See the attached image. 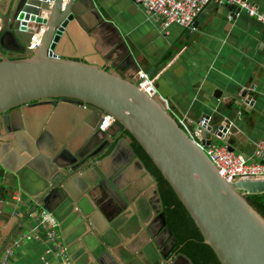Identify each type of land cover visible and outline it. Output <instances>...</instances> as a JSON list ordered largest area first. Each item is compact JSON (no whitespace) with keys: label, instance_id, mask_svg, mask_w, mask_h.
I'll list each match as a JSON object with an SVG mask.
<instances>
[{"label":"crops","instance_id":"obj_1","mask_svg":"<svg viewBox=\"0 0 264 264\" xmlns=\"http://www.w3.org/2000/svg\"><path fill=\"white\" fill-rule=\"evenodd\" d=\"M248 1L264 13V0ZM92 2L94 10L86 20L93 37L84 36L75 26L61 37L59 55L87 56L99 62L100 52L122 44L138 71L159 75L156 94L167 101L175 119L197 127L206 122V114L209 123L220 122L213 116L218 112L234 122L229 143L235 152L251 156L256 143L264 141L262 25L237 7L212 5L200 11L196 28L188 33L176 25L162 29L131 0ZM5 46L11 48L13 43ZM244 89L253 93L251 105L246 104L249 112L238 108L228 117V103ZM217 92L226 98L217 99ZM73 114L40 104L24 108L8 132L1 127L5 135L0 136V168L10 171L15 185L11 198L0 191V251L12 250L9 264H59L46 238L48 228L39 218L42 206L32 212L18 204L34 205L37 197L41 199L55 187L49 182L52 175L66 173L60 167L67 164L60 152L63 143L72 141L71 148H75L89 140L88 129ZM88 176L91 184L79 176L68 180L60 193L48 198L44 211L55 218L56 233L71 263L143 264L146 259L150 264L164 252L169 259L162 264H170L178 248L164 233L152 187L129 150L120 146L110 152L100 162L98 173ZM106 176L118 187L102 184Z\"/></svg>","mask_w":264,"mask_h":264},{"label":"water","instance_id":"obj_2","mask_svg":"<svg viewBox=\"0 0 264 264\" xmlns=\"http://www.w3.org/2000/svg\"><path fill=\"white\" fill-rule=\"evenodd\" d=\"M212 5L235 7L209 1L202 10ZM47 6L46 0H0V136L5 135L1 127L8 132L10 123L20 120L24 108L50 104L75 113L76 119L88 129L90 138L75 148H71L72 141L63 143L60 152L67 164L60 167L66 173L63 176L54 173L49 182L55 187L48 189L41 199L37 197L34 205L19 203L18 207L36 212L40 205V218L48 210V198L60 193L63 184L78 176L91 184L88 175L98 173L100 162L123 146L140 164L155 196L157 219L171 244L177 246L167 227L155 180L134 152L132 144L135 143L171 188L219 264H264V217L246 200V195L264 194V180L229 183L221 178L159 97H149L138 88L133 76L139 69L122 44L112 51L100 52L99 62H92L87 56L66 57L57 53L61 37L75 26L84 36L87 33L93 37L86 20L94 10L92 0H53L47 18L41 19L40 13ZM39 23L45 26L39 47L28 51L30 29ZM196 24L197 18L185 31L190 33ZM11 42L13 46L7 48L5 44ZM124 67L132 70L126 73ZM147 74L154 76V73ZM214 96L226 98L220 92ZM252 97L253 93L246 89L234 95L228 103V117L235 115L238 108L248 113L246 104L251 105ZM104 115L111 116L113 123L102 131L99 126ZM213 116L220 122L209 123L210 115L206 114L203 115L206 122L197 126L204 144L209 145L211 136L215 135V139L235 152L229 143V128L234 122L218 112ZM104 178L102 184L118 187L109 176ZM14 188L10 171L0 168V191L11 198ZM3 251L4 248L0 253ZM168 259L160 252L150 264H162V260ZM169 262L193 264L181 252ZM142 263L147 264L146 259Z\"/></svg>","mask_w":264,"mask_h":264},{"label":"built area","instance_id":"obj_3","mask_svg":"<svg viewBox=\"0 0 264 264\" xmlns=\"http://www.w3.org/2000/svg\"><path fill=\"white\" fill-rule=\"evenodd\" d=\"M140 5L147 19L159 24L162 29H167L172 25L181 28H187L197 17L203 7L213 1L220 5H234L240 11H243L249 18L254 19L264 27V13L257 10L248 0H131ZM47 10L40 13L41 19H46L49 8L53 0H46ZM44 24L39 23L36 27L30 29L31 37L28 51L39 47L41 36L44 32ZM159 75L149 76L145 71H138L134 80L138 88L149 97H159L156 94V80ZM164 107L168 109V103L165 99L159 97ZM178 126L185 135L205 154L209 161L216 168L218 175L229 183L247 180H264V141H258L250 157L244 154L232 152L228 146L211 136L210 144L205 145L200 134L199 127H191L184 119H176ZM113 123V118L109 115L102 117L100 130H106ZM224 135H226L224 133ZM225 137V136H223ZM214 138V139H213ZM41 223L48 228L46 238L52 243L55 257L59 264H72L66 249L56 233V220L47 213L41 215ZM12 256V250L4 249L0 255V264H9ZM48 264V263H45Z\"/></svg>","mask_w":264,"mask_h":264},{"label":"trees","instance_id":"obj_4","mask_svg":"<svg viewBox=\"0 0 264 264\" xmlns=\"http://www.w3.org/2000/svg\"><path fill=\"white\" fill-rule=\"evenodd\" d=\"M134 148L143 157L144 165L155 180L163 203L166 224L177 240L178 252L186 255L193 264H219L210 248L203 243L198 230L171 188L135 143ZM246 200L264 217V194L246 195Z\"/></svg>","mask_w":264,"mask_h":264}]
</instances>
